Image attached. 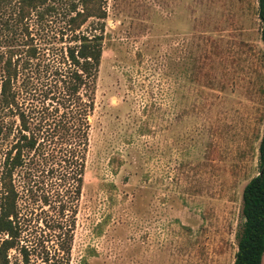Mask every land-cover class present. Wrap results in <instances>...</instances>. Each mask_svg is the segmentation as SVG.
I'll use <instances>...</instances> for the list:
<instances>
[{
    "label": "rangeland",
    "instance_id": "374dc122",
    "mask_svg": "<svg viewBox=\"0 0 264 264\" xmlns=\"http://www.w3.org/2000/svg\"><path fill=\"white\" fill-rule=\"evenodd\" d=\"M103 7L68 264H231L264 118L256 0ZM25 22L39 48L68 44L64 9Z\"/></svg>",
    "mask_w": 264,
    "mask_h": 264
},
{
    "label": "trees",
    "instance_id": "16d2710c",
    "mask_svg": "<svg viewBox=\"0 0 264 264\" xmlns=\"http://www.w3.org/2000/svg\"><path fill=\"white\" fill-rule=\"evenodd\" d=\"M104 1L0 0V264H11L10 251L13 264H32L36 257L41 264H68ZM61 9L68 44L48 52L33 42L25 20ZM256 17L264 47V0H256ZM89 18L98 27L80 31ZM256 167L241 189L231 264H260L264 252V118Z\"/></svg>",
    "mask_w": 264,
    "mask_h": 264
}]
</instances>
